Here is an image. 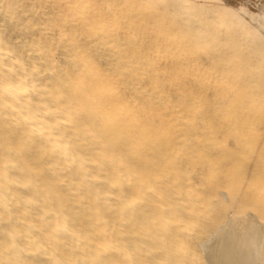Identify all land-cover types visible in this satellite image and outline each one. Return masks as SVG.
Returning <instances> with one entry per match:
<instances>
[{
	"label": "bare ground",
	"instance_id": "obj_1",
	"mask_svg": "<svg viewBox=\"0 0 264 264\" xmlns=\"http://www.w3.org/2000/svg\"><path fill=\"white\" fill-rule=\"evenodd\" d=\"M57 1V42L69 46L65 74L51 40L15 44L0 28V264H264V224L227 208L204 225L210 198L177 165L173 136L157 132L169 94L154 68L131 67L135 49L118 44L119 8L104 0ZM14 2L3 3L7 19ZM223 3L264 38V0ZM179 5L182 11L187 4ZM25 12L17 22L27 27ZM69 14L75 24L67 26ZM79 26L83 39L93 35L104 45L125 79L145 77L151 113L147 100L137 107L96 63ZM22 47L37 52L31 62ZM37 66L49 67L50 78L41 80ZM193 103L168 114L189 116ZM195 155L209 164L208 178L228 176V153L198 148ZM228 189L211 196L232 202Z\"/></svg>",
	"mask_w": 264,
	"mask_h": 264
},
{
	"label": "rangeland",
	"instance_id": "obj_2",
	"mask_svg": "<svg viewBox=\"0 0 264 264\" xmlns=\"http://www.w3.org/2000/svg\"><path fill=\"white\" fill-rule=\"evenodd\" d=\"M4 1L0 0L4 39L15 44L38 38L51 40L57 70L65 74L69 46L65 40L57 42L54 16L58 1L15 0L16 13L8 19L2 7ZM122 1L104 0L103 4L119 8L123 29L118 44L128 42L135 49L137 61L131 67L150 66L156 70L169 94L170 109L194 102L189 116L169 115L170 109L166 108L157 116L156 128L160 134L173 136L177 165L210 198L212 211L208 217L203 214L204 225L210 218H221L227 208L254 226L264 224V38L223 0H135L133 4L131 0L124 5ZM182 2L187 5L180 11ZM23 9L30 21L27 27L17 22V13ZM65 19L67 26L75 24L70 14ZM130 22L131 27L127 26ZM77 33L122 92L140 108L147 100L144 109L151 113L147 105H155L147 104L150 100L144 94L145 77L125 79L126 73L114 69L109 53L95 36L83 39L84 26H79ZM22 48L24 59L31 62L37 52ZM35 69L41 80L50 78L49 67ZM196 138L200 143L194 144ZM198 148L214 156L223 152L230 155V171L225 179L219 175L207 177L209 164L200 163L195 155ZM227 187L233 201L215 202L211 193Z\"/></svg>",
	"mask_w": 264,
	"mask_h": 264
}]
</instances>
